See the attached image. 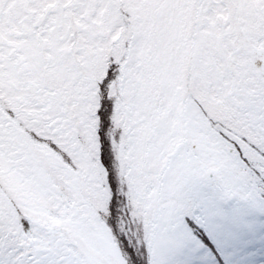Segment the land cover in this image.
I'll use <instances>...</instances> for the list:
<instances>
[{
	"label": "snow or ice",
	"instance_id": "6c2138e0",
	"mask_svg": "<svg viewBox=\"0 0 264 264\" xmlns=\"http://www.w3.org/2000/svg\"><path fill=\"white\" fill-rule=\"evenodd\" d=\"M0 264H264V0H0Z\"/></svg>",
	"mask_w": 264,
	"mask_h": 264
}]
</instances>
